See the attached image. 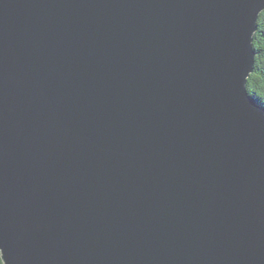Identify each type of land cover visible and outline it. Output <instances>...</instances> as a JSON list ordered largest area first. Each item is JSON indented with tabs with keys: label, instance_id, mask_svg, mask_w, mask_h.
I'll return each mask as SVG.
<instances>
[{
	"label": "water",
	"instance_id": "1",
	"mask_svg": "<svg viewBox=\"0 0 264 264\" xmlns=\"http://www.w3.org/2000/svg\"><path fill=\"white\" fill-rule=\"evenodd\" d=\"M264 0H0L3 264H264Z\"/></svg>",
	"mask_w": 264,
	"mask_h": 264
},
{
	"label": "trees",
	"instance_id": "2",
	"mask_svg": "<svg viewBox=\"0 0 264 264\" xmlns=\"http://www.w3.org/2000/svg\"><path fill=\"white\" fill-rule=\"evenodd\" d=\"M252 46L255 51V61L253 71L247 77L246 88L264 108V10L259 13ZM0 264H3L1 257Z\"/></svg>",
	"mask_w": 264,
	"mask_h": 264
}]
</instances>
